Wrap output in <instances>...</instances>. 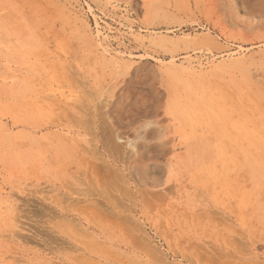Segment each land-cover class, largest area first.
<instances>
[{"label":"rangeland","instance_id":"rangeland-1","mask_svg":"<svg viewBox=\"0 0 264 264\" xmlns=\"http://www.w3.org/2000/svg\"><path fill=\"white\" fill-rule=\"evenodd\" d=\"M0 264H264V0H0Z\"/></svg>","mask_w":264,"mask_h":264},{"label":"bare ground","instance_id":"bare-ground-1","mask_svg":"<svg viewBox=\"0 0 264 264\" xmlns=\"http://www.w3.org/2000/svg\"><path fill=\"white\" fill-rule=\"evenodd\" d=\"M87 127V126H86ZM122 129V128H121ZM107 135V134H106ZM117 139L119 140V141H121L122 140V137H118L117 136ZM128 139V138H127ZM126 145L128 146V147H130V148H132L133 147V143H131L130 141H128L127 140V142H126ZM91 146V145H90ZM97 149V148H96ZM97 160H98V158H97ZM83 161V160H82ZM104 163V162H103ZM92 164V163H91ZM99 165V164H98ZM103 167H104V165H102ZM105 167H106V165H105ZM164 166H162L159 162H152L151 164H149L148 166H144V165H140L139 163L136 165V167H135V170H136V175L137 176H139L140 178H147V179H150V180H152V182H153V184H154V186L156 187V186H158V187H160V186H164V184L163 183H161V180L163 179L162 178V176H159V177H156V176H150L151 174H152V172L154 171V170H159L161 173L162 172H164V171H166V169H164L163 168ZM97 170H98V168H96ZM101 170V169H100ZM105 170V169H104ZM99 171V170H98ZM98 171H96L97 173H98ZM109 172V171H108ZM104 173V172H103ZM160 173V174H161ZM106 174V173H105ZM97 175V174H96ZM162 175V174H161ZM107 176H109V175H107ZM111 176V175H110ZM115 176V175H114ZM118 177V176H117ZM97 178H98V176H97ZM108 178V177H107ZM113 178V177H112ZM110 179V178H109ZM172 180V179H171ZM106 181H107V179H106ZM100 183V182H99ZM118 185V184H117ZM110 187V186H109ZM93 188V187H92ZM167 188H169V186H167ZM83 192V191H82ZM89 192V191H88ZM124 192H127V190L126 191H124ZM104 198V197H103ZM144 201V200H143ZM64 202V201H63ZM72 202V201H71ZM107 202V201H106ZM145 204V203H144ZM64 206V205H63ZM147 206V205H146ZM150 209V208H149ZM64 211H65V209H64ZM151 213V212H150ZM64 220V219H63ZM62 220V221H63ZM133 225V224H132ZM131 227V226H130ZM133 229V228H132Z\"/></svg>","mask_w":264,"mask_h":264}]
</instances>
